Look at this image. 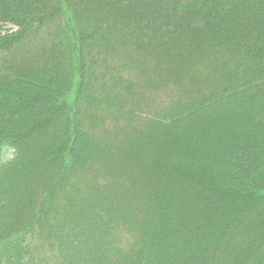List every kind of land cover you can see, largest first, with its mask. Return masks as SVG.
Returning <instances> with one entry per match:
<instances>
[{
    "label": "trees",
    "instance_id": "16d2710c",
    "mask_svg": "<svg viewBox=\"0 0 264 264\" xmlns=\"http://www.w3.org/2000/svg\"><path fill=\"white\" fill-rule=\"evenodd\" d=\"M0 264H264V0H0Z\"/></svg>",
    "mask_w": 264,
    "mask_h": 264
}]
</instances>
